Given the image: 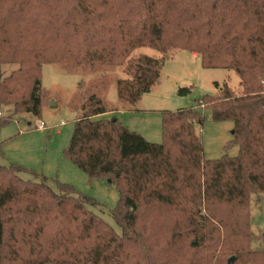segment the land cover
I'll list each match as a JSON object with an SVG mask.
<instances>
[{"label":"trees","instance_id":"1","mask_svg":"<svg viewBox=\"0 0 264 264\" xmlns=\"http://www.w3.org/2000/svg\"><path fill=\"white\" fill-rule=\"evenodd\" d=\"M145 47L235 71L242 96L216 83L220 94L203 96L198 109L163 111L157 144L101 118L109 108L89 90L65 156L91 180L117 185L122 234L71 185L56 192L46 178H21L25 167L0 166V264H264V254L248 251L250 199L264 193V0H0L2 123L40 116L51 64L72 72L129 63L118 97L134 109L167 58L131 61ZM9 65L16 69L6 73ZM203 111L234 123L237 157L205 158L196 131Z\"/></svg>","mask_w":264,"mask_h":264},{"label":"rangeland","instance_id":"2","mask_svg":"<svg viewBox=\"0 0 264 264\" xmlns=\"http://www.w3.org/2000/svg\"><path fill=\"white\" fill-rule=\"evenodd\" d=\"M130 56L131 61L142 56L165 59L159 84L142 97L135 110H124L118 97V80H127L129 63L114 68L100 67L94 71H66L62 65L43 67V97L41 114L32 117L21 113L13 121L3 124L8 108L0 106V166L15 164L27 169L21 174L26 180L40 181L46 178L53 190L58 185H71L77 194L93 198L96 205L88 208L103 218L119 235L122 228L116 223L114 210L120 196L117 185L107 179L91 180L78 166L65 156L73 136L76 122L82 114L87 93H97L106 102L109 112L104 119L117 118L130 131L140 133L147 141L163 142L162 112L199 108L198 101L205 95H219L225 84L242 96L240 77L233 70L205 69L200 57L187 51L172 50L164 55L152 48H138ZM10 73L15 66H5ZM181 88H189L190 95H180ZM52 102L58 103L52 108ZM123 109V110H122ZM203 125H196L207 160L220 159L225 155L237 157L240 147L233 144L234 123L216 122L210 112L203 111ZM43 125V129H41ZM250 231L252 241L248 251L264 254V193L250 199Z\"/></svg>","mask_w":264,"mask_h":264},{"label":"water","instance_id":"3","mask_svg":"<svg viewBox=\"0 0 264 264\" xmlns=\"http://www.w3.org/2000/svg\"><path fill=\"white\" fill-rule=\"evenodd\" d=\"M51 107L52 108H57L58 107V103L52 102ZM234 262H235V257H231L228 264H234Z\"/></svg>","mask_w":264,"mask_h":264},{"label":"crops","instance_id":"4","mask_svg":"<svg viewBox=\"0 0 264 264\" xmlns=\"http://www.w3.org/2000/svg\"><path fill=\"white\" fill-rule=\"evenodd\" d=\"M193 56H195V57H199L196 53H193ZM157 87V86H156ZM155 87V88H156ZM123 110V109H122ZM124 110H126V109H124ZM135 109H132V111H134Z\"/></svg>","mask_w":264,"mask_h":264},{"label":"built area","instance_id":"5","mask_svg":"<svg viewBox=\"0 0 264 264\" xmlns=\"http://www.w3.org/2000/svg\"><path fill=\"white\" fill-rule=\"evenodd\" d=\"M41 129H43V125H41V127H40Z\"/></svg>","mask_w":264,"mask_h":264}]
</instances>
